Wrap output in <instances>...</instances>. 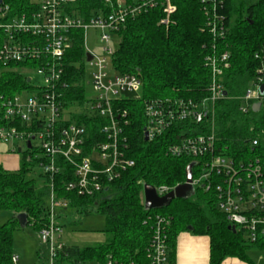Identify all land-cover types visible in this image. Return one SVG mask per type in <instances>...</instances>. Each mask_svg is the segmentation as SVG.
<instances>
[{
  "label": "trees",
  "instance_id": "trees-1",
  "mask_svg": "<svg viewBox=\"0 0 264 264\" xmlns=\"http://www.w3.org/2000/svg\"><path fill=\"white\" fill-rule=\"evenodd\" d=\"M118 0H75L70 14L86 22L100 15H108ZM129 1V0H124ZM176 11L167 25L161 24L165 14L162 8L143 12L130 18L116 33L118 48L112 66L119 74H131L142 82L141 97L125 99L120 106L128 111L129 156L135 166L124 172L120 179L109 184L94 197H80L66 192L69 182L75 180L65 173L53 178L42 171L40 181L31 178L35 167L41 168L47 157L41 150L28 148L22 154L21 167L15 172L0 166V210L13 213L7 224L0 225V264H13V230L20 226L18 216H27V227L37 233L49 224L48 201L51 186L57 197L65 200L63 211L71 210L78 216L93 212L103 214L107 227L103 231L107 240L96 246L79 247L68 245L67 258L61 257L57 264L78 262L95 264H147V249L156 227V217L170 221L168 226V249L174 263L177 238L191 232L209 239V264H223L234 259L243 264H255L249 256L252 250L264 251V237L256 242L248 240L242 230L233 232L226 215L216 208L214 191L194 189L188 199H176L162 210H145L144 186H168L176 188L186 181L185 172L193 163L187 156L172 157L168 148L180 140L179 130L172 137L145 140V102L161 100H184L198 102L207 98L212 84V72L206 58L216 45L218 54L229 53V68L219 77L226 98L215 106L214 121L204 126H193L197 133L215 134L217 148L236 161L264 160V113L241 112L240 99L250 81L258 75L264 65V0L246 6L242 0H226L222 14L226 17L227 31L223 38L215 39L206 27L207 18L200 0H172ZM10 8V17L20 16L32 9V0H0ZM83 30L71 32L72 46L65 61V73L60 87L66 109L73 108L68 119L85 125L93 133L97 131L94 118L86 113V50ZM4 34L0 36V45ZM37 63H29L35 66ZM25 64H3L0 62V128L17 127L20 131L31 129L22 122L7 121L3 104L16 95L30 89L28 78L23 73ZM183 128L184 125L180 124ZM188 131V130H187ZM258 139L260 145L253 149L251 142ZM40 154V155H39ZM42 169V168H41ZM66 175V176H65ZM61 213L58 221L64 227ZM65 218V216H64ZM26 227V228H27Z\"/></svg>",
  "mask_w": 264,
  "mask_h": 264
},
{
  "label": "built area",
  "instance_id": "built-area-1",
  "mask_svg": "<svg viewBox=\"0 0 264 264\" xmlns=\"http://www.w3.org/2000/svg\"><path fill=\"white\" fill-rule=\"evenodd\" d=\"M75 0H32L33 8L20 16L10 17V8L0 3V62L3 64H25L24 75L30 89L4 102V117L7 121H20L30 131H20L17 127H1L0 142L8 144L21 140L30 143L40 141L47 162L41 168L45 175L53 178L65 173L75 178L66 186V192L80 197H94L106 187L120 179L122 174L135 166L129 156L128 111L120 106L125 99L140 98L141 80L131 74H119L112 66L116 50L111 47L112 34H116L128 19L137 17L151 9L162 8L165 18L161 24L167 25L176 11L172 0H118L108 15H100L86 22L70 14V6ZM226 0H200L207 18L206 27L215 39L226 35V17L222 14ZM83 30L86 55V83L91 85L95 97H87L85 103L89 118H94L97 131L91 133L85 125L68 119L60 87H65V59L72 46L71 32ZM93 29L100 32L99 53L87 48V33ZM217 46H212V54L206 58V67L212 72L210 95L198 102L184 100H161L145 102V131L149 140L166 134L175 135L179 130L180 140L172 144L167 154L172 157H190L193 161L192 187L214 191L216 208L223 212L231 226L244 231L251 242L264 237V160L255 157L248 161H236L217 148V138L212 132L197 133L193 126L211 124L215 119L216 104L226 98L219 77L229 68V53L218 54ZM37 64L35 66L29 63ZM90 73V75H89ZM34 74L37 83H34ZM264 65L258 75L250 81L242 100L241 112L264 113ZM30 93L29 97L22 96ZM73 109V108H71ZM183 124L184 127L180 128ZM188 130V131H187ZM260 142H251L253 149ZM65 175V176H66ZM160 197L175 188L155 187ZM49 224L38 231L42 245L49 248V260L43 264H57L61 257L67 258V244L64 242V227L57 219L56 208H65V200L57 197L51 186L49 196ZM156 227L147 249V264H174L169 258L168 226L170 221L157 216ZM19 258L12 257L17 264ZM95 264V263H73ZM111 264V263H108ZM134 264V263H130Z\"/></svg>",
  "mask_w": 264,
  "mask_h": 264
},
{
  "label": "rangeland",
  "instance_id": "rangeland-1",
  "mask_svg": "<svg viewBox=\"0 0 264 264\" xmlns=\"http://www.w3.org/2000/svg\"><path fill=\"white\" fill-rule=\"evenodd\" d=\"M244 5L250 6L257 2V0H242ZM87 48L90 51L99 53L100 46V32L90 29L87 33ZM119 44V38L117 34H112L111 47L117 50ZM90 75V73H89ZM35 77L34 74H31ZM34 83H37V78H34ZM87 97H95L94 90L91 85H87ZM22 96L29 97L30 93H23ZM75 110L70 109L69 112L73 113ZM34 150L41 148L40 141L36 140L33 143ZM26 142L21 140L11 141L8 144L0 142V157L3 155L10 157L12 161H16V166L19 169L21 167L22 152L26 151ZM10 151H13L10 153ZM40 155V154H39ZM1 166V165H0ZM16 168V169H17ZM34 171L30 174L31 178L36 181H40V174L42 169L35 167ZM14 172V171H13ZM49 202V201H48ZM49 206V204H48ZM61 213L62 219L65 222L64 225V242L68 245H77L79 247L96 246L104 243L107 240V235L103 231L107 227L106 217L97 212H93L89 215L78 216L73 211H63L60 208H56L55 214ZM65 216V218H64ZM13 218V213L9 211L0 210V225L7 224ZM190 235H194L188 232ZM13 250L15 256L19 258L17 264H43L49 260V248L47 245H42L38 233L32 229V227L21 228L20 226L14 227L13 230ZM249 256L252 258L255 264H264V251L252 250L249 252ZM223 264H243L238 260H226Z\"/></svg>",
  "mask_w": 264,
  "mask_h": 264
},
{
  "label": "water",
  "instance_id": "water-1",
  "mask_svg": "<svg viewBox=\"0 0 264 264\" xmlns=\"http://www.w3.org/2000/svg\"><path fill=\"white\" fill-rule=\"evenodd\" d=\"M86 60L87 62L91 61V55L87 54L86 55ZM261 93H264V86L261 88ZM259 105L255 106V111L259 110ZM145 140L148 141V133L145 131L144 132ZM28 148H31V144L28 143ZM193 164L189 165L186 169L185 176H186V181L184 184H181L177 186L175 189L170 191L167 195L160 197L157 194V191L155 187L151 185H145L144 186V206L145 210L147 211H152V210H162L164 208L169 207L172 202L176 199H188L193 196L194 194V188L192 187V169H193ZM18 221L20 224L21 228H26L27 227V216L25 214L19 215L18 216ZM230 229L233 232H236V229L234 226H231ZM189 231H193L191 227L188 228Z\"/></svg>",
  "mask_w": 264,
  "mask_h": 264
},
{
  "label": "crops",
  "instance_id": "crops-1",
  "mask_svg": "<svg viewBox=\"0 0 264 264\" xmlns=\"http://www.w3.org/2000/svg\"><path fill=\"white\" fill-rule=\"evenodd\" d=\"M0 165L9 172L19 170L16 161L6 155L0 157ZM174 264H209V239L190 235L188 232L180 234L177 238Z\"/></svg>",
  "mask_w": 264,
  "mask_h": 264
}]
</instances>
